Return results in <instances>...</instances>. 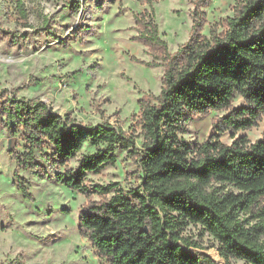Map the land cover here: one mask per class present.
Segmentation results:
<instances>
[{
  "label": "trees",
  "instance_id": "trees-1",
  "mask_svg": "<svg viewBox=\"0 0 264 264\" xmlns=\"http://www.w3.org/2000/svg\"><path fill=\"white\" fill-rule=\"evenodd\" d=\"M13 1L22 26H30L23 1ZM92 1L101 7L115 0ZM192 2L190 35L172 52L152 11L134 15L133 39L144 43L152 56L141 62L164 68L158 94L144 93L139 99L135 123L142 136L140 148L137 135L121 126L85 125L52 112L39 98L13 96L0 103L4 127L13 136L8 150L13 151L18 136L23 141L18 164L41 175L46 172L36 159L41 153L58 169L57 181L88 198L80 210L79 229L105 264H219L207 253L189 249L198 246L183 233L189 223L216 240L223 264L230 258L264 264V132L254 141L234 137L264 116V0H238L223 28L214 26L208 35L200 31L204 18L199 11L208 0ZM79 3L70 0L74 8ZM235 94L243 101L231 107ZM212 110L226 111L212 117L215 132L202 143H185L181 135L188 120ZM224 132L232 135L231 143L221 141ZM85 141L97 150L83 156L78 167H70L68 160ZM116 146L136 161L142 180L127 192L118 188L95 201L94 194L105 195L115 183H88L85 175L113 161ZM14 264L26 263L15 259Z\"/></svg>",
  "mask_w": 264,
  "mask_h": 264
},
{
  "label": "rangeland",
  "instance_id": "rangeland-1",
  "mask_svg": "<svg viewBox=\"0 0 264 264\" xmlns=\"http://www.w3.org/2000/svg\"><path fill=\"white\" fill-rule=\"evenodd\" d=\"M22 1L30 24L26 27L15 2L0 0V103L13 96L39 98L52 112L69 115L85 125L106 122L121 126L137 135L135 145L140 148L142 136L135 123L139 99L144 93L158 94L164 68L141 62L150 61L152 56L144 43L133 39L137 34L134 15L152 11L159 35L172 52L190 35L194 2L115 0L97 7L92 0H80L74 8L70 0ZM237 1L208 0L200 5L204 18L201 33L208 35L214 26L221 30L222 21L233 15ZM242 101L235 94L231 107ZM225 113L212 110L192 116L182 140L190 146L202 143L215 132L212 117ZM3 120L0 114V264H14L15 259L26 264H105L79 229L86 195L57 181L58 169L49 166L41 153L36 159L46 172L40 175L35 168L20 166L16 155L23 151V141L18 136L13 151L8 150L13 136ZM10 126L17 128L12 122ZM263 132L264 116L257 125L236 131L234 137L245 135L254 141ZM220 139L229 144L233 137L224 132ZM97 148L85 141L68 160L69 166L78 167L81 158ZM114 153L113 161L85 175L88 183H115L105 195L94 194L95 201L110 197L118 188L127 192L142 180L138 164L126 150L116 146ZM183 233L198 244L190 250L205 252L219 264L225 262L218 254L216 240L199 225L189 223ZM227 264L242 261L230 258Z\"/></svg>",
  "mask_w": 264,
  "mask_h": 264
},
{
  "label": "water",
  "instance_id": "water-1",
  "mask_svg": "<svg viewBox=\"0 0 264 264\" xmlns=\"http://www.w3.org/2000/svg\"><path fill=\"white\" fill-rule=\"evenodd\" d=\"M12 141H13L12 139L8 140V146L11 145ZM145 230H146V228H145Z\"/></svg>",
  "mask_w": 264,
  "mask_h": 264
}]
</instances>
